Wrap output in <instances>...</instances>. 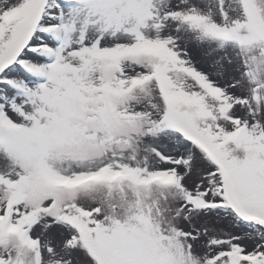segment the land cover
I'll return each instance as SVG.
<instances>
[{
	"label": "snow or ice",
	"instance_id": "1",
	"mask_svg": "<svg viewBox=\"0 0 264 264\" xmlns=\"http://www.w3.org/2000/svg\"><path fill=\"white\" fill-rule=\"evenodd\" d=\"M0 264H264V0H0Z\"/></svg>",
	"mask_w": 264,
	"mask_h": 264
}]
</instances>
